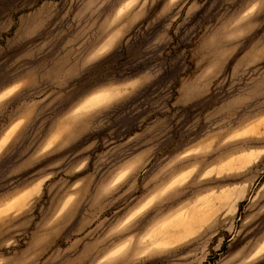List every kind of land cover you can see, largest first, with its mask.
<instances>
[{"label": "rangeland", "instance_id": "obj_1", "mask_svg": "<svg viewBox=\"0 0 264 264\" xmlns=\"http://www.w3.org/2000/svg\"><path fill=\"white\" fill-rule=\"evenodd\" d=\"M0 264H264V0H0Z\"/></svg>", "mask_w": 264, "mask_h": 264}]
</instances>
